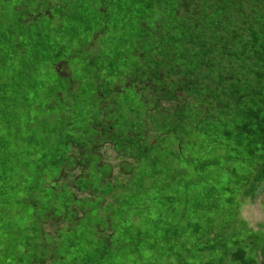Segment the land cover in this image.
Here are the masks:
<instances>
[{
  "label": "trees",
  "instance_id": "16d2710c",
  "mask_svg": "<svg viewBox=\"0 0 264 264\" xmlns=\"http://www.w3.org/2000/svg\"><path fill=\"white\" fill-rule=\"evenodd\" d=\"M263 184L264 0H0V264H258Z\"/></svg>",
  "mask_w": 264,
  "mask_h": 264
},
{
  "label": "rangeland",
  "instance_id": "374dc122",
  "mask_svg": "<svg viewBox=\"0 0 264 264\" xmlns=\"http://www.w3.org/2000/svg\"><path fill=\"white\" fill-rule=\"evenodd\" d=\"M107 151L108 150H105V153L108 156L115 158V154L113 152ZM242 215L250 223V226L256 230L264 231V184L260 187L257 197L249 200L242 207ZM258 264H264L262 257H260Z\"/></svg>",
  "mask_w": 264,
  "mask_h": 264
}]
</instances>
